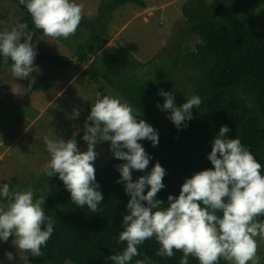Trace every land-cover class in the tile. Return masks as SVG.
Returning a JSON list of instances; mask_svg holds the SVG:
<instances>
[{
  "label": "clouds",
  "instance_id": "clouds-1",
  "mask_svg": "<svg viewBox=\"0 0 264 264\" xmlns=\"http://www.w3.org/2000/svg\"><path fill=\"white\" fill-rule=\"evenodd\" d=\"M20 4L26 7L35 27L52 38L74 35L83 17V5L76 0H20ZM27 28V24L18 23L11 30L0 32V55L11 60L10 71L20 79L28 78L34 71L37 55L33 33ZM159 94L165 101L157 106L170 110L168 118L178 130L186 127L185 122L193 119L192 109L202 103L196 95L177 106L172 92ZM133 112L126 101L110 95L101 98L98 92L84 124L82 139L87 142V151L78 149L76 134L71 139L43 137L51 155L46 174H59L71 201L92 212H99L98 205L104 199L94 167L97 142L110 141L114 157L126 161L116 168L120 172L117 183H123L131 197L118 237L127 246L109 257L113 264H130L133 257L140 255L138 246L153 237L160 244L156 254L171 258L174 249L181 251L180 264H188L190 256L199 264H218L221 258L231 264H260L256 238L264 239V220L258 219L264 216V165L238 137L229 138V127L222 126L207 157L213 167L185 179L179 196L169 195V206L164 207L163 201L156 199L165 187L166 175L159 162L149 174L133 181L132 171L146 170L152 159L139 141L149 140L154 147L159 144L153 126L145 120L138 121ZM79 115V110H74L73 118ZM146 188L149 190L145 195ZM0 198L6 201L0 203V240L7 242L14 236L17 249L41 257L55 223L45 214L46 199H34L31 187L12 190L9 183L0 186ZM6 255L9 260L14 258L11 252ZM146 261L147 258L139 259L136 264Z\"/></svg>",
  "mask_w": 264,
  "mask_h": 264
},
{
  "label": "trees",
  "instance_id": "trees-1",
  "mask_svg": "<svg viewBox=\"0 0 264 264\" xmlns=\"http://www.w3.org/2000/svg\"><path fill=\"white\" fill-rule=\"evenodd\" d=\"M258 1L264 3V0ZM129 2L147 6L144 0H108L103 3L101 12L105 8L110 16ZM240 11L235 0H187L183 6L187 23L182 30L183 40L171 46L168 60L160 64L163 77L148 70L147 75L153 78H147L136 70L141 64L132 60L105 69L94 62L86 69L93 80L100 82L95 99L98 92L101 98L106 95L105 85L113 87L157 131L158 146L154 147L146 139L139 141L152 159L146 170H133L132 176L135 182L140 176L149 174L159 162L166 175L163 179L165 187L158 192L156 199L163 201L164 207L169 206V195L179 196L185 179L213 167L207 157L222 126L229 127L228 137H238L264 165V18L256 24L257 19L262 18L261 13L253 19ZM18 12L20 23L27 24L28 30L43 34L33 24L24 5H19ZM5 17L0 12V18ZM93 28L91 36L77 48L81 63L87 62L92 52L106 42V38L99 42L105 31ZM194 36L198 41L192 46L189 40ZM42 60L66 64L56 55L41 54ZM172 69L186 71L180 82L185 84L173 86L172 79L167 77L172 74ZM47 76H39L38 81L28 79L26 84L34 91L47 90L56 84V81L43 79ZM161 91L172 92L177 106H182L192 96L201 97L202 103L192 109L193 119L185 122L186 127L178 130L168 118L170 110L163 111L157 106L165 101V97L159 94ZM138 117L144 120L140 115ZM111 159L105 172L103 168L96 171V181L104 197L98 205L99 212L73 203L59 174L42 178L47 184L45 194L37 191L42 179L33 184L34 198L42 196L46 199L45 214L55 223L47 246L42 247L43 255L35 257L30 254L25 264H113L109 257L121 253L127 246L126 242H119L118 237L123 230V216L127 214L126 206L131 197L126 194L125 185L117 183L120 172L116 165L126 161L114 156ZM110 171L116 173L115 178ZM4 183H9L12 190L16 188L14 177L2 180L0 186ZM148 190L146 188L145 195ZM258 219L264 220V216ZM159 248L155 237L146 240L138 246L140 255L133 257L130 264L145 258L146 264H180L181 251L174 249V256L168 258L156 254ZM188 264H199V261L190 256ZM218 264L229 262L221 258Z\"/></svg>",
  "mask_w": 264,
  "mask_h": 264
},
{
  "label": "rangeland",
  "instance_id": "rangeland-1",
  "mask_svg": "<svg viewBox=\"0 0 264 264\" xmlns=\"http://www.w3.org/2000/svg\"><path fill=\"white\" fill-rule=\"evenodd\" d=\"M107 1L76 0V3L83 5V17L76 33L67 39L52 38L27 29L33 33L32 43L37 50L34 71L28 78L14 77L10 71L11 60L6 61L2 55L0 57V182L16 178V188L13 190L23 191L32 188L37 180L43 177L47 179L46 173L49 170L46 165L50 162L51 155L43 142L45 135L50 139H71L84 129L100 83L86 72L91 63L96 62L99 68L105 69L117 66L121 61L132 60L141 64L136 70L147 78H153L147 75L148 70L163 77L164 71L160 64L168 60L171 46L183 40L182 30L187 27L183 6L187 0H144L146 7L129 2L118 7L110 16L105 8L101 12L103 3ZM235 2L240 6L241 13L248 14L253 19L258 18L261 13L262 18L259 17L256 24L264 18L263 2ZM19 5L20 0H0V12L6 15L5 18H0V32L11 30L20 23ZM94 26L98 31H105L99 42L104 38L106 42L92 52L87 62L81 63L77 57V48L91 36ZM197 41L196 36L189 40L192 46ZM41 54L56 55L66 61V64L40 61ZM185 72L172 69V74L166 75L172 79L176 88ZM42 75H48L43 79L47 82L56 81V84L47 90L38 91L26 84L28 79L38 81L36 78ZM180 90L185 93L181 88ZM105 91L106 95L126 101L109 85H105ZM74 110H79L78 118H73ZM133 110L139 121L138 115L143 116L134 108ZM101 147L110 156L108 159L104 158L106 161L94 163V167L96 171L103 168L105 172L114 155L110 141L101 142ZM110 174L113 178L116 177L115 172L110 171ZM46 190L47 184L42 179L37 191L45 194ZM0 203L6 201L0 198ZM14 239V236H10L7 242L0 240V264H25L29 258L30 253L16 248ZM256 239L257 255L260 257V264H264V239ZM8 252L13 254L12 260L7 257Z\"/></svg>",
  "mask_w": 264,
  "mask_h": 264
},
{
  "label": "water",
  "instance_id": "water-1",
  "mask_svg": "<svg viewBox=\"0 0 264 264\" xmlns=\"http://www.w3.org/2000/svg\"><path fill=\"white\" fill-rule=\"evenodd\" d=\"M84 132H85V129H83L82 131H80L78 133V135L75 137L76 140H77V146H78V149L80 151H87V148H88V145H87V142H85L82 137L84 135ZM95 151L97 152V158L96 160L94 161V163H97L99 162L100 160H103L104 158H108L109 157V154L104 152L102 147H101V142H97L96 146H95Z\"/></svg>",
  "mask_w": 264,
  "mask_h": 264
}]
</instances>
